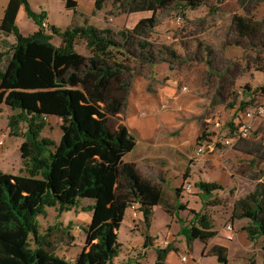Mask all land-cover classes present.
I'll return each instance as SVG.
<instances>
[{
    "label": "trees",
    "instance_id": "trees-1",
    "mask_svg": "<svg viewBox=\"0 0 264 264\" xmlns=\"http://www.w3.org/2000/svg\"><path fill=\"white\" fill-rule=\"evenodd\" d=\"M63 1L76 18L78 1ZM206 1L118 0L129 14L151 13L150 17L142 18L132 29L120 31L118 35L110 28L100 29L86 20L80 26L71 22L65 30L55 25L45 29L46 11H34L29 0L8 1L0 32L13 35L16 43L3 68L0 58V104L17 112L9 118L12 135L22 134L25 125V141L20 152L29 175L15 176L0 171V264H114L122 251L118 237L120 224L132 204L139 206L144 217L145 249L154 247L150 229L154 209L158 206L171 217L176 214L179 234L184 237L189 251H193L195 242L207 243L219 235L208 214L192 211V218L187 222L179 214L186 210L182 203L178 201L174 208L161 189L142 179L134 164L124 162L135 149L136 140L125 128L112 130L107 118L93 105L102 104L106 112L113 115L125 106L126 97L117 98L113 93L127 91L130 79L123 78L127 68L117 59L114 49L139 48L140 56L154 64V55L148 51L152 48L153 31L158 26V13L174 6L186 17L187 12L206 5ZM224 1L218 0V4ZM245 1L255 6L264 2ZM95 8L102 10V0L96 1ZM21 10L38 27L29 37L22 36L16 25L23 14ZM231 32L246 40V46L237 42L244 50L245 47L264 50V19L235 14L228 37ZM55 37L61 40L59 47L53 43ZM78 40L85 41L90 57L76 51ZM116 85L119 87L115 88ZM242 92L246 97L241 103L243 108L263 102L264 84L253 87L248 83ZM49 117L62 120L59 144L41 138ZM228 125L232 130L233 122ZM203 136L198 138V143L203 141ZM236 145L238 150L264 160V145L247 140ZM190 178L188 167L183 175L185 184ZM185 184L174 190L178 200L183 198ZM196 187L202 194L203 207L224 190L219 183L204 181L196 183ZM82 200L93 203L80 206ZM46 207H57L61 212L81 207L92 213L85 229L87 245L74 262L56 254L47 241L48 234L39 235L37 218L45 213ZM242 220L248 221L243 230L251 242L264 238V180L233 203L231 224ZM68 229L71 230V225ZM171 251L169 246L156 248L155 264H166ZM227 253L226 248L218 245L209 251L210 256L218 257L220 264H229Z\"/></svg>",
    "mask_w": 264,
    "mask_h": 264
},
{
    "label": "rangeland",
    "instance_id": "rangeland-1",
    "mask_svg": "<svg viewBox=\"0 0 264 264\" xmlns=\"http://www.w3.org/2000/svg\"><path fill=\"white\" fill-rule=\"evenodd\" d=\"M78 1V16L73 18L70 10L66 9L63 0H29L34 11L44 8L50 16L51 22L58 28L65 30L71 22L80 26L86 20L97 28H110L118 35L120 31L132 29L142 18L150 17L151 13L129 14L120 6L118 0H102V10L95 8L97 0ZM7 0H0V23L4 15V4ZM237 15L254 16L258 20L264 19V2L255 6L245 0H225L218 4V0H207L206 5L195 11H189L186 17L175 10L174 6L158 13V26L153 31L151 44L148 52L154 55V64L142 58L139 48H116L114 53L117 59L125 65L127 71L123 78L130 79V87L127 91H114L113 96L130 98L135 84L139 83L147 93V101L158 100L157 110L143 109L142 116L149 119L162 120L169 113L179 114L185 122L182 128L164 129L163 135L176 137L180 141L191 142L193 154L187 158L191 169L190 181L193 190L190 193L183 192L179 202L186 210L179 214L187 222L192 218V211H204L214 223L219 235L207 243L195 242L193 251H189L185 239L179 234L180 225L178 218L167 214L161 207H155L154 217L150 229L154 247L144 248V217L141 212L137 218L132 217L131 208L127 210L124 221L120 224L118 231L119 242L122 251L114 264H155L157 259L156 248H172L167 257L166 264H220L218 257L210 256L209 251L213 246H222L228 251L229 264H264V238L251 242L243 227L234 229L231 224L232 205L238 198L250 193L259 180H264V160L259 156H253L237 149V145L231 148L217 147L216 150L202 157H196L195 152L200 143L209 141L218 132L228 137L227 129L237 109L242 110V101L246 98L241 89L253 79L254 76L263 79L264 83V50L261 48L251 49L237 46V42L247 45L246 40L241 39L235 33H228L231 27L232 17ZM2 15V17H1ZM181 19L178 21V19ZM74 19V20H73ZM16 25L24 37L34 34L38 27L25 12L18 18ZM16 43L13 35L0 32V58L3 59V68L11 55L12 47ZM53 43L59 47L61 40L58 37ZM76 51L85 57L91 53L83 40H78ZM171 53V55H170ZM173 54V55H172ZM211 71L219 74L221 78L234 80L232 90L222 95L216 94L214 99L218 101V108L213 111L203 110L200 103H204L210 97L202 85L206 82L203 77ZM185 77L188 80H183ZM177 80H176V79ZM212 78V76H211ZM212 80V79H211ZM176 88L182 90L184 98L195 100L193 104L183 108H173V102L183 97L173 96ZM250 84V83H249ZM138 85V84H137ZM116 85L115 88H118ZM187 87L189 90H185ZM132 90V91H131ZM192 97H191V96ZM190 97V98H189ZM213 98V97H212ZM180 102V101H179ZM93 105L107 118L110 128H126L125 122L129 115L127 104L115 115L106 112L104 105ZM241 106V107H240ZM17 114L5 104H0V140H4V146L0 147V171L15 176H28L27 168L21 158L20 147L25 141V125L22 126V134L14 136L9 127V118ZM178 116V115H177ZM47 126L41 133L42 139H50L59 144L62 137V120L56 117L46 119ZM220 121L224 128L217 129L216 122ZM22 125V124H21ZM161 125V124H160ZM203 136V141L198 143V138ZM247 142L264 145V128L254 125L253 132ZM190 145V144H189ZM187 145V148L188 146ZM189 153V150H187ZM208 162H211L208 165ZM210 166V167H209ZM184 165L178 163L177 170H183ZM184 173V172H183ZM223 175L224 190L217 194V198L209 200L203 207L202 194L196 187L200 181L210 182L208 177ZM183 174L174 172L169 175V186L175 187L185 184ZM165 183H169L164 180ZM231 182V186L229 183ZM233 183V184H232ZM167 200L175 206V195L165 190ZM88 200H82L80 206H85ZM81 207L70 211L61 212L57 207H46L45 213L37 218L40 236L49 235L47 241L52 244L53 249L59 257L74 262L77 256L87 245V224L92 218L91 212L81 210ZM81 222L82 231L69 230L67 227L72 222ZM237 222V221H236ZM235 222V223H236ZM246 223V220H244ZM228 226L235 230L234 237L229 240ZM65 229V230H64ZM227 231V232H226ZM166 242H169L166 245ZM31 245L35 243L31 238ZM186 257L187 262L182 261Z\"/></svg>",
    "mask_w": 264,
    "mask_h": 264
},
{
    "label": "crops",
    "instance_id": "crops-1",
    "mask_svg": "<svg viewBox=\"0 0 264 264\" xmlns=\"http://www.w3.org/2000/svg\"><path fill=\"white\" fill-rule=\"evenodd\" d=\"M8 1L9 0H7V2L3 6L4 12L7 7ZM43 9L44 8H40V10L36 12L45 11ZM21 12H23V10H21L20 13ZM46 21H48L49 25H54L50 20L49 14H48V19ZM188 79L189 78L185 77L183 80H188ZM203 79H205L206 81L208 80L210 81L202 85L203 90H206L208 92V95H210V97L207 98L204 103H200V104L201 106L204 107L203 110L213 111L218 108V101L214 99V96L216 94L222 95V91H225L227 93L229 90H232V88L234 87L233 86L234 80L230 78L229 75H227V78L223 79L220 77L219 74H213V72L211 71H209L208 74H206L203 77ZM139 83L135 84L136 87L134 91L131 90L132 92H131L130 98L126 99L129 118H128V121L125 122L126 124L125 129L136 140L137 144H136L135 149L124 158V162L134 164L136 166V169L139 175L142 177V179L148 182H151L153 185L161 189L163 193H165V190H169L175 195L174 190L178 188L179 186H175V187L169 186L170 179L168 176L172 175L174 172H178L179 174L184 175L187 168L188 167L190 168V166L187 163V158L191 157V155L193 154L192 148H191V142L187 143L184 140L180 141L176 137L166 136V135H163L162 133L165 128L170 129V130L171 128L181 129L183 126L182 124L185 121L179 114H177L178 115L177 116L176 114H173V113L164 115L161 121H159L158 119L155 120V119L141 117L143 109L146 110L149 108L151 110H157L159 108V104H158L159 101L154 100V102H148L146 100L147 99L146 95L147 93H150V92H144V88ZM249 83L253 87H257L259 85L264 84L263 79L262 78L260 79L257 76H254L253 79L249 81ZM176 86H177V81L174 83V86H173L174 87L173 92L175 90V94H173V96L177 95L179 97L177 93H179L181 96L182 94H185L182 90L179 91L176 88ZM240 92H242V89ZM182 97L183 99L180 98L179 100L180 102L179 101L173 102V106H174L173 108H179L181 107V105H183V108L186 107L187 109H189V106L193 104V102L195 101L192 96H191L192 97L191 99H187V100L186 98H184V96ZM262 100L264 102V97ZM237 110H240V109H237ZM237 110L235 111V113L237 112ZM235 113L233 115L232 122L235 119ZM254 125H255V128L256 127L264 128V117L257 120ZM227 132H228V129H227ZM218 134L220 133L218 132ZM220 136L226 137L221 134ZM228 136H229V132H228ZM187 145H189L188 148H187ZM187 150H189V153L187 152ZM178 163L184 165L183 170L181 169L177 170ZM210 163L211 162H208V165H210ZM190 175H191V169H190ZM223 179H224L223 175L218 174L212 177L209 176L208 179L206 180H209L212 183H219L223 186L224 185L222 183ZM164 180H166V182L168 181L169 183L166 184ZM260 181L262 180H259L258 182ZM187 182H190V181H187ZM229 186H231V182L229 183ZM178 201L179 200L176 197L175 206H173L174 208L177 207ZM92 203L93 201L89 200L88 203L85 204V206L91 205ZM78 210H81V209H78ZM126 215H127V212H126ZM175 217H177L176 214H175ZM91 219L89 220L87 225L90 224ZM172 220H173V217H172ZM80 223L81 222H75V221L71 223V230H73L74 233H75L74 231L75 226L79 225ZM247 223L248 221H246L245 223L244 220L237 221L236 223L233 224V227L235 230H237L236 228L238 225L239 227H242L244 225H247ZM235 230H234V233H235Z\"/></svg>",
    "mask_w": 264,
    "mask_h": 264
},
{
    "label": "built area",
    "instance_id": "built-area-1",
    "mask_svg": "<svg viewBox=\"0 0 264 264\" xmlns=\"http://www.w3.org/2000/svg\"><path fill=\"white\" fill-rule=\"evenodd\" d=\"M181 19L179 18L178 21ZM43 28L48 29L49 23L48 21L43 22ZM185 90H188V88H184ZM264 117V102H254L247 107L243 108L242 110H237L235 113V119L233 121V129L228 128L229 136L228 137H222L220 134L215 135L214 138H212L209 141H205L203 143H200L196 149L195 156L196 157H202L206 154H209L210 152L217 149L218 145H221L222 147L231 148L234 147L237 143L240 141L246 140L250 138L253 129L254 124L257 120ZM217 129L221 130L224 128V125L220 123V121L216 122ZM4 146V140H0V147ZM193 190V184L191 182H187L184 186V191L187 193H190ZM132 215L134 218L138 216L139 213V206L137 204L131 205ZM229 232V240H232L234 237V229L232 226H228L227 228ZM74 231H82V226L77 225L74 228ZM169 242H166V245H168ZM182 261L187 262L188 259L186 257L182 258Z\"/></svg>",
    "mask_w": 264,
    "mask_h": 264
}]
</instances>
